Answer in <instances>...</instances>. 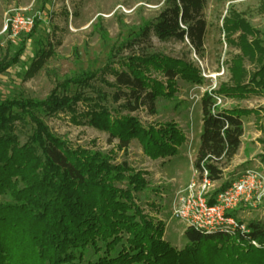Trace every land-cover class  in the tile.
Instances as JSON below:
<instances>
[{
    "label": "trees",
    "instance_id": "obj_1",
    "mask_svg": "<svg viewBox=\"0 0 264 264\" xmlns=\"http://www.w3.org/2000/svg\"><path fill=\"white\" fill-rule=\"evenodd\" d=\"M207 2L165 0L159 15L117 49V54L130 49L126 58L112 60L96 72L56 82L44 100L0 102V264H264L263 222H252L249 233L235 235L206 234L188 227L184 232L188 246L173 247L164 239V223L145 215L135 203L133 192L146 188L141 173L127 165L113 166L101 153L72 147L53 135L40 117L68 113L75 125L87 124L107 132L111 144L118 140V150H126L132 139H138L154 159L178 155L186 136L176 124L145 128L131 115L141 108L155 115L157 102L174 95L178 79L203 83L200 70L192 63L147 50L152 48L153 34L160 42H188L200 54L207 32L203 13ZM223 31L226 41L240 46L242 55L232 60L233 84H222L217 92L201 98L202 131L193 168L200 178L207 171L211 182L222 179L223 168L238 154L244 136L243 117L255 113L221 108L217 97H264L261 32L236 11L224 20ZM23 44L19 43L12 57L0 59V79L19 63L25 51ZM51 53H37L29 77ZM245 58L258 62L259 67L249 72ZM108 72L113 82L105 78ZM96 80L113 92L107 94L99 88L94 89L96 96H90L87 90L93 89ZM109 101L119 109L107 105ZM27 123L33 130L22 145L17 124ZM120 183H127V189L117 188ZM4 197L10 200L4 201Z\"/></svg>",
    "mask_w": 264,
    "mask_h": 264
},
{
    "label": "rangeland",
    "instance_id": "obj_2",
    "mask_svg": "<svg viewBox=\"0 0 264 264\" xmlns=\"http://www.w3.org/2000/svg\"><path fill=\"white\" fill-rule=\"evenodd\" d=\"M164 1L0 0V59L12 57L20 47L19 43L12 44L8 36L1 34L8 15L21 11L34 18V28L37 24L35 33L32 34V31L21 41L24 42L25 51L19 63L9 68L0 79V102L15 98L44 100L56 87V82L62 83L85 72H96L112 60L126 58L131 50L123 49L122 53L117 54V49L159 15ZM234 11L258 29L262 34L260 38L264 40V0H208L203 12L207 32L200 54L188 42H160L151 35L152 48L147 50L149 54L190 62L203 77L201 84L178 79L174 95L157 102L155 115H150L145 108L131 115L138 118L145 128L176 124L186 136L178 155L154 159L145 153L138 139H132L127 149L121 151L117 148L118 140L111 144L107 132L87 124L75 125L71 114L60 113L53 117L40 114L51 133L72 147L101 153L109 158L111 165H127L136 174L141 173L146 188L133 192L135 203L145 215L164 223V239L177 249L188 246L184 236L187 226L174 217L173 209L178 198L187 194L189 184L199 180L193 162L200 144L201 98L206 93L217 92L222 84H233L230 74L232 60L242 55L240 46L226 41L223 31L224 20ZM237 36H233V40ZM40 50L52 52L51 56L34 76L29 77V70ZM114 54L115 59L112 58ZM244 66L249 72H254L259 63L245 58ZM105 78L109 82L114 81L109 72ZM92 85L93 89L87 90L90 96H96L94 89L99 88L107 94L113 92V88L100 80ZM217 104L224 109L241 108L254 110L255 113L243 117L244 136L239 153L233 165L231 163L223 168V177L215 182L211 192L228 186L246 171L258 172L263 182L260 192L254 194L249 202L241 201L231 214L245 225L264 223V97L252 96L243 100L217 97ZM107 105L119 109L118 104L112 105L110 101ZM79 109L83 110L84 106L80 104ZM121 112L128 115L123 109ZM17 125L23 145L32 134L33 126L30 123ZM128 175L130 173H126ZM116 187L126 190L127 183L116 184ZM3 200L9 201L10 197ZM89 254L93 256L92 251Z\"/></svg>",
    "mask_w": 264,
    "mask_h": 264
},
{
    "label": "built area",
    "instance_id": "obj_3",
    "mask_svg": "<svg viewBox=\"0 0 264 264\" xmlns=\"http://www.w3.org/2000/svg\"><path fill=\"white\" fill-rule=\"evenodd\" d=\"M34 28V18L21 11L8 15L1 34L8 36L12 44L27 38ZM205 171L198 182L192 181L187 194L178 198L173 209L174 217L188 227L206 234L223 232L231 235L249 233L248 225L242 224L231 214L241 201L249 202L262 188V177L250 170L241 174L228 187L216 193L215 182L207 178ZM258 246L256 242H253Z\"/></svg>",
    "mask_w": 264,
    "mask_h": 264
},
{
    "label": "crops",
    "instance_id": "obj_4",
    "mask_svg": "<svg viewBox=\"0 0 264 264\" xmlns=\"http://www.w3.org/2000/svg\"><path fill=\"white\" fill-rule=\"evenodd\" d=\"M201 131H202V121H200V123H199V132H200V134H201ZM238 153H239V151H238ZM231 163L233 165L234 164V160ZM232 167H234V166H232ZM171 227H173V226H171Z\"/></svg>",
    "mask_w": 264,
    "mask_h": 264
}]
</instances>
